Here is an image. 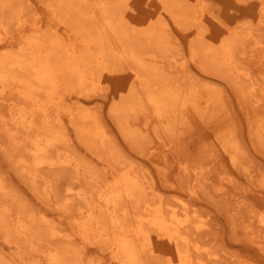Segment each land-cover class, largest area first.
<instances>
[{"label":"rangeland","instance_id":"obj_1","mask_svg":"<svg viewBox=\"0 0 264 264\" xmlns=\"http://www.w3.org/2000/svg\"><path fill=\"white\" fill-rule=\"evenodd\" d=\"M103 1L122 10L124 19L120 23L126 27L127 34L121 32V39L120 35L111 34L104 42L99 19L90 13L84 0L74 3L70 0H0V126L3 123L4 127L10 126L13 112L37 122L34 132H27L30 142H25L20 151L7 150L19 155L18 158L28 156L36 135L45 144L46 137L39 130L45 123L39 118L36 107L51 98L54 103L45 114L54 126L61 122L58 132L65 143L51 146L49 154L55 160L68 155L81 165L79 174L72 168H40L39 175L51 189V195H47L44 182H32L22 174L19 165L14 164L10 154L3 149L6 139L0 133V183L6 193L5 198L0 195V205L7 209L10 217L5 213L7 217H2L0 224L7 223L12 233L10 241H6L0 231V255L4 259L0 258V261L4 264H49L46 251L56 250L59 254V244L44 234L28 235L31 231L26 228L19 233L22 224L18 212L29 210L39 222L45 216L70 236L75 246L73 250L78 248L81 264H121L120 255L111 251L112 237L102 231L104 228L99 223L102 219L91 200L95 189H104V178L110 182L114 174L111 164H117L119 171L129 169L128 173L140 183L147 199L160 198L161 205L156 201L152 205L160 206L161 219L167 221L173 208L181 213V208L186 206V211L194 212L196 224L180 231L187 237L188 246L177 239L178 249L188 248L201 264H264V251L251 242L264 240V233L254 223L256 216L264 217V21H260L258 15L260 0H197L207 13L204 12L206 22L210 20L236 32L239 28L244 30L238 35L232 57L226 59L218 47L212 55H201L198 31L207 28L195 26L194 0H184V5L175 0ZM248 32L250 38L245 37ZM111 46L122 47L126 57L130 55L129 61L133 55L143 60L149 66L147 71L154 72L144 75L148 81L153 82L157 74L177 88L186 90L191 85L211 88L213 94L219 96L217 99L214 94V101L220 102L219 109L210 104L209 115L221 110L232 143L223 146L222 141L214 139L207 129L206 133L194 123L192 132L188 128L186 133L174 132L172 135L158 130L155 136L150 124L152 110L145 100L132 108L130 99L126 104L121 101L126 88L119 92L121 81L131 72L138 71L141 75L145 71L132 62L120 60L109 74L98 72L101 54ZM192 53L199 57L196 62L191 60ZM174 62L184 64L185 70L175 71L172 68ZM125 83L123 85L127 86ZM162 96L160 99L164 98ZM127 107L129 110L123 113ZM68 109L74 113L87 110L96 116L97 124L108 135L105 138L109 143L102 147L103 151L98 149L97 134H93L95 122H90V126L85 124V134L93 139L89 145H95L89 151L76 127L64 115V110ZM113 109L117 110L116 115ZM200 113L204 114V109ZM121 124L129 131L128 137L119 129ZM141 124L144 127L139 132L137 126ZM152 153L162 157V165H155ZM228 154L237 159L232 167ZM177 159L199 171L200 183L196 188L192 187L191 178L178 176L173 171L170 160ZM69 188L73 193L85 195L88 204L84 206L73 201L70 213L56 211L53 205L63 203L65 190ZM145 207L150 209L149 200ZM138 210H130L126 203L119 209L116 219L122 222L125 218L130 225L134 220H143L140 224L143 232L155 228L157 224L146 221L152 219L153 212L140 213ZM25 238L41 253L23 243L21 240ZM159 251L150 248L147 254H139L141 263L165 264L166 259ZM63 264L75 262L66 256Z\"/></svg>","mask_w":264,"mask_h":264},{"label":"bare ground","instance_id":"obj_2","mask_svg":"<svg viewBox=\"0 0 264 264\" xmlns=\"http://www.w3.org/2000/svg\"><path fill=\"white\" fill-rule=\"evenodd\" d=\"M70 1L74 3L75 0H70ZM84 1L85 3H87V5H89L90 13H92V15L96 17V20L99 19L98 26L100 30L103 32L102 38L104 39V42L107 41L106 36L108 37V35H110V37H111V34L116 35V36L120 35V39H121L122 38L121 32L123 34L126 32L127 34V31L125 30L126 27L122 23H120V21H122L124 17L122 16V12H121L122 10L119 9L118 6H113L111 2L105 3L103 0H84ZM175 1L178 4H181L182 1L184 2V0H175ZM194 1H195L194 6L196 8L192 12H194L193 15L195 16V19H194L196 22L195 26H199V27L205 26L207 28L206 31L204 29L203 31H198V37L200 38V43H201L199 45H201L200 48L201 50H203L201 55H203V57H207L210 54L212 55L214 52V49L218 47V50H220L223 58L225 59L227 57L231 58L234 53L233 49L235 48V44L238 42V35L244 30L242 28H239L240 29L239 32H236L225 25L213 24L212 21L210 22L209 19H208L209 21L207 20L208 22H206V19H205L206 11H203L204 6L201 3H199L197 0H194ZM258 2H259V7H260V11L258 13L259 19L260 21L263 22L264 21V1L260 0ZM164 8L165 7L161 8V11H163L162 9ZM159 32H161V29ZM250 36H251V33L248 32L245 37L250 38ZM127 37H130V35L129 36L127 35ZM104 45L108 46L106 45V43ZM119 46H118V49L116 48V46L115 48H112L111 46L109 50H106V51L104 50L105 54H101V57L99 60L100 65L98 66V69H99L98 72L102 74H109L110 71L112 70L114 71V69L112 68L116 67L117 63H120V60L121 61L124 60L125 63L132 62V64H135V66L138 69L142 68L145 71L141 75L139 74L138 71L131 72L127 79L124 78L121 81L122 85H121V88H119V92L122 93L123 91L121 89L124 87L126 88V90L123 92L125 95L121 94L123 95L121 101L122 103L126 104L127 103L126 101L130 99V106L132 108H133V105L140 104L142 102V99L145 100L146 105L149 106L150 109L152 110V115L150 117H152L153 119H150L151 120L150 124H152V131L155 136H157L158 130H164L168 134H172V135L174 134V132H185L186 133L188 128L189 130H191L192 123H194L198 126V129L201 130L203 128L202 130H204V132H206L205 129H207L210 132V134L213 135L214 139L218 138L220 142L222 141L221 143L223 144V146H226L227 144L229 145V143H232L231 142L232 140L230 141V137H229V135H231V132L227 128L229 126L226 125L227 122L224 116L222 115V113L220 112L221 110L216 112L217 115H219V117H217L216 113L214 112L212 113V115H209L210 110H212L210 104L213 103L212 105H215V108H218L219 102H220V101L219 102L217 101V99H219V96L215 93L214 94L216 95L217 99L216 101H214L215 99L213 98V96L215 95L213 94V90L211 88L201 87V86L196 87L195 85L189 86V89L186 88V90L181 89L180 87L177 88L174 86L175 84H171L170 81H168V79L163 80L157 74L154 75L155 77L156 76L157 77L153 82L148 81L147 77H145L144 75L145 74L147 76L151 75L152 72L147 71V68L149 66L146 63L142 62L143 60H141L139 57L135 55L131 56L132 60L129 61L127 58H130V55L126 57L127 56L126 52L124 50H121L122 47L119 48ZM198 58L199 57H197V53H192L191 60L193 62H196ZM108 61H111V63L108 64ZM172 68L175 71H182L184 69V64L179 63V62H174V65ZM124 83L127 86H124L123 85ZM174 83H176V79H174ZM160 85H162L163 87L161 88ZM1 89L2 87H0V90ZM162 91H163V96L161 95ZM161 96L162 98L163 97L164 98L160 99ZM199 96H202V97H199ZM161 100L162 102H160ZM53 103L54 102L51 101V98H48L45 102L40 103L36 107V111L39 113V116H40L39 118H41L43 122L45 123L44 125L40 124L43 127L41 126L39 130L41 131L42 135L46 137L45 138L46 142H44L45 144L41 143L42 141L38 140L39 135H36L32 139V142H31L32 149L30 150L29 155L28 156L26 155V157L24 155H21L18 158L19 155L17 154L13 155L12 153L8 152L7 149L11 148L15 150V152L20 151L21 147L23 146L25 142H30V139L27 136V132H34L35 129L33 127L36 125L37 122L34 123L33 119L29 117L27 118L23 117L22 114L18 112H13L11 113V117L9 116L11 119L10 126L4 127L5 124L3 122H2L3 125L0 126L2 127L0 128L2 129L0 133H2L6 139V144H5V147H3V149H5L10 154V157L13 160L14 164L16 166L19 165V169L21 168L20 171L22 172L23 175L28 177L32 182H36V181L44 182V188L46 190L45 193L47 195L49 194L51 195V189L48 183L43 178V176L39 175L40 168L45 167L49 169L50 168L54 169V168L63 167V168H69V169L72 168L78 174L81 172V169H80L81 165L73 157L66 155L65 157L59 160H55L51 158L50 156L51 153L49 154V148H51V146L57 147L60 143L62 144L64 142L63 137L61 136L62 134L58 132V129H60L61 122H59L58 126H54L53 124L48 122L47 115L45 114V111ZM202 105H204L203 108H201ZM201 109H204V114L200 113ZM128 110L129 109L127 107L122 112L127 113ZM64 111H65L64 115H66L68 117L69 122L72 123L74 127H76L77 133H79L82 141L84 142L86 148L89 151L95 148L94 147L95 145L93 146L89 145L93 142L92 137H89V135L85 134V129H86L85 124H89L90 126L91 125L90 122H95L96 124L95 126L96 130L94 131L93 134H97L95 137L99 139L98 149L102 150V147L104 145L106 144L108 145L109 140L105 138L106 134L104 132V129L102 128L100 124H97L98 121L94 119L96 118V116L92 115L87 110H81L76 113H74L72 110H69V109L64 110ZM112 112L115 115L117 114V110L113 109ZM0 120L2 121L1 118ZM118 126L120 127L119 129L122 131V133H124V135L128 137L129 131L125 128V126H123L122 124ZM56 127H59V128H56ZM127 127L129 126L127 125ZM137 127L140 128L139 129V132H140L142 131L144 125L141 124L140 126H137ZM92 128L93 127L91 126V130H93ZM260 135L261 134H259V137ZM106 136L108 137V135ZM65 137L66 136H64V138ZM99 154L98 156H100ZM151 157L153 158V161H155V165H162L161 161L163 159L162 157L159 156V154L155 155L154 153H152ZM28 158L31 159V161H29ZM236 160L237 159L235 156H230L228 158V162L231 167L236 164ZM170 161L173 167V171L176 174H178V176H182V177L185 176V177L191 178L193 181L192 187L196 188V185L200 183L199 171L196 168L188 167L185 162H180L179 159L175 161H172V160ZM111 165H113V169H114V174L111 179L112 181L110 180V182L109 181L107 182L108 179L104 178L103 179V182L105 184V185L103 184L105 186L104 189L103 190L95 189L96 192L92 196L91 200L92 199L94 200L93 203L95 204V207L97 211L99 212V215L102 219L101 221L99 220V223L104 228L102 231L106 233L108 236L112 237L111 243H110V246L112 247L111 251L114 250L118 255H120L121 264H142L140 261L141 256L139 254H143V253L147 254L150 248H152L154 252H158L160 250L159 252L166 259L165 264H201V262L197 260L190 253L188 248L178 249L177 243H176L177 239L178 240L180 239L179 241H182L186 246H188L187 237L180 234V231L184 229L186 230L187 228L189 229V227L196 224V217L193 215L194 212H191L190 214V212L185 210L187 208L186 206L181 208L182 209L181 213H179L173 208L167 221L161 219V216L159 215L160 206L156 208L154 207V205H152L154 201H156V204L161 205L162 201L160 200V198L158 196H152L151 199H147L145 197L146 194L143 193L145 191H143L142 186L140 185V183L134 180L132 175L130 176V174L128 173L129 169L128 170L126 169L127 167L125 168L126 169L125 171L127 172H124V170L123 171L118 170V167L116 166L117 164L116 165L111 164ZM65 191L67 192V194L64 195L65 197L63 196L64 197L63 203L61 205L58 203L53 205V207L55 206L54 209H56V211L63 210L64 212L70 213V207L72 206L73 201H78V204L84 205V206L88 204L86 200V196L83 195L82 193L80 192L73 193V191L70 188L66 189ZM0 195H2L4 198L6 197L4 187L1 185V183H0ZM147 200H149L150 202V205H151L150 209L145 207V205H147ZM126 203L130 205V210L140 209V213L144 211L146 212L152 211L153 212L152 219H146V221L148 223L153 222L154 224H157L156 227L147 232H143V229L140 227V224L143 222V220L133 219L134 222H132L130 225V221H128L125 218H124V221L122 222L116 219L117 218L116 214L118 213L119 209H123ZM6 210L7 209H3V206L0 205V220L1 221H3L2 217L5 218L6 216L5 215ZM29 212H30L29 210L26 212L25 211L18 212L20 216L19 222H21L22 224L20 225L21 230L19 231V233L22 232L24 228H26L27 230L31 231V233H28V235L44 234L47 239L53 241L54 243L59 244V248H58L59 254L57 253L56 250L55 252L46 251L45 257L48 259L49 264H63V258H66V256L74 260L75 264H81V259L79 255L77 254L78 248L77 250L76 248L73 250V247L75 246L73 244V241L70 240V236L64 230H61L59 227H57V225H54L53 224L54 221L50 222L45 218V216L41 215L42 217L40 218V222H39V220L38 219L36 220L33 214ZM138 216H140L139 213H138ZM256 217L257 219L255 220L254 223H256L261 228V231L264 233V217H262L261 215H258ZM41 224H45L44 227H40ZM106 227L108 230H106ZM198 227L195 226L194 228H198ZM0 231L3 232L2 234H3L4 239L6 241L7 240L10 241L9 236H11L12 233H11V228L9 225H7V223L1 222ZM19 233L17 232V234ZM18 236L19 235H16L15 237H18ZM99 238H101V236H99ZM145 238L147 239L145 240ZM21 241L29 245L30 248L34 249L37 253L40 252L39 248L36 247L38 249L37 250L34 246H32L31 242H29L28 239L25 238ZM251 242L257 246H260V249L264 251V240L262 242L261 241L259 242L251 241ZM148 245L150 246L149 249L147 248ZM193 252L195 251L193 250ZM0 258L2 259V256ZM3 262L0 261V264H4ZM8 264H13V263L8 262Z\"/></svg>","mask_w":264,"mask_h":264}]
</instances>
